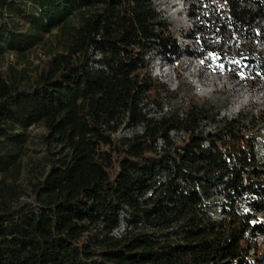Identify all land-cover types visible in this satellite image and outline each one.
<instances>
[{
  "label": "trees",
  "instance_id": "16d2710c",
  "mask_svg": "<svg viewBox=\"0 0 264 264\" xmlns=\"http://www.w3.org/2000/svg\"><path fill=\"white\" fill-rule=\"evenodd\" d=\"M29 1L39 13L34 25L61 24L66 50L31 88L0 78V134L8 123L40 121L51 159L35 204L0 200V264H264L257 241L264 237V115L241 114L204 134L203 119L215 121L209 101L193 98L183 112L158 119L144 113V99L161 104L146 53L159 48L171 59L178 51L152 0ZM64 3L80 12L79 26L67 21ZM227 5L232 30L250 36L264 13L241 10L237 0ZM10 6L0 0V12ZM32 34L15 35L11 47L23 48ZM125 124L144 125L143 135L115 138ZM173 129L184 132L182 144L171 140ZM8 162L0 155V172ZM215 198L220 221L208 212ZM243 201L255 214L236 234L227 218ZM182 217L176 242L150 232Z\"/></svg>",
  "mask_w": 264,
  "mask_h": 264
},
{
  "label": "rangeland",
  "instance_id": "374dc122",
  "mask_svg": "<svg viewBox=\"0 0 264 264\" xmlns=\"http://www.w3.org/2000/svg\"><path fill=\"white\" fill-rule=\"evenodd\" d=\"M193 1L200 9L202 8L200 11L202 16H207L208 20L222 22L225 17L224 2L220 0L211 3L208 0ZM8 2L12 6L6 7L0 12V78L16 82L21 88H31L35 86L40 74L48 68L49 61L66 50L65 41L60 32L61 24L48 21L45 26L34 25L31 17L33 14L37 16L39 14L34 3L29 0H8ZM157 3L166 10L167 16H170V13L175 10L173 9L174 5L178 9L182 7L180 0H157ZM62 6H64V10L66 9L64 14L67 16V21L73 26H79L82 18L80 12L70 10L65 3ZM206 19L205 23L208 22ZM216 27L217 31L210 27H207L208 31L200 30L196 37L197 42L214 44V41H219L221 28H218L217 25ZM174 28L179 38H181L180 30L185 29L186 32L189 30L188 24L182 20L176 21ZM30 33L34 34H32L33 38L23 48L11 47L10 41L15 35L26 37ZM214 47L211 50L204 49L203 53L205 52L208 59L218 67L225 66L227 59L223 52L230 51L233 45L226 49L223 48L225 47L223 43H219V45L214 44ZM245 58L241 57L244 67H247L245 72L249 75L251 63ZM258 88L253 92L255 97L252 96L251 99L263 102L264 87L259 86ZM225 103H227V97L223 94L218 96L216 104L224 106ZM44 133L45 127L40 121H25L6 124L5 130L0 134V155L3 156V161L6 160V157L9 160L6 170L0 172V200L3 202L13 207L20 206L24 202L35 204L37 187L46 178L51 167V159L44 145ZM10 155L13 158L9 157ZM221 203L222 200L215 198L209 205L208 212L214 221L224 218L220 208ZM254 214L249 204L243 201L236 210V216H229L227 221L232 226L234 233H241L250 227ZM186 222L187 219L182 217L170 227L164 225L160 229L150 230V232H154L152 234L155 239L160 241L170 239L176 242L183 237L182 227ZM257 241L259 244H264V237L259 236Z\"/></svg>",
  "mask_w": 264,
  "mask_h": 264
},
{
  "label": "built area",
  "instance_id": "2783aa9c",
  "mask_svg": "<svg viewBox=\"0 0 264 264\" xmlns=\"http://www.w3.org/2000/svg\"><path fill=\"white\" fill-rule=\"evenodd\" d=\"M180 1L182 9H178L174 5L173 9L175 10L170 13V16H167L166 10L160 7L157 0H152L154 10L161 20L169 25L171 33L173 32L172 36L178 45V51L171 59L159 48L146 53L145 61L150 76L160 86L158 91L161 104L158 106L154 102L144 99L140 105L143 107L144 113L148 117L158 119L170 115L175 109H180L183 112L188 108L193 98L199 101H209L215 107L213 114L215 121L203 119L199 130L204 134L215 133L220 123L233 121L241 114L251 112L257 119L260 118L261 115H264V101L259 102L251 99V97L253 92L259 89V86L264 87V68L259 63L264 59V33H261V29H264V15L255 17L251 27L252 33L245 37L231 28L227 0H220L225 5L223 9L225 17L221 23L215 22L213 19L208 20L207 16H202L200 14L202 8L200 9L193 0ZM208 1L211 3L216 0ZM237 2L241 10L264 13V0H237ZM205 19L208 20L207 23H205ZM180 20L188 24L189 29L188 32L185 29L180 30L181 38L178 37L179 35L174 28L176 21ZM209 23L214 24V27L210 26V29L217 31L216 25L221 28V38L217 42L214 41V44L223 43L225 46L223 48L226 49L233 45L230 51L223 52L225 59H227L225 66L218 67L208 59L205 52L203 53L204 49H214V44H203L196 40L200 30L208 31ZM218 24L223 25V27ZM241 57H246L245 59L251 63L249 75L245 72L247 67H244ZM251 60H254L257 65H253L254 62ZM233 61H238L239 64L233 63ZM241 67H243L245 77L243 79L236 75V71ZM222 94L227 97V103L224 106L216 104L218 96ZM143 132L144 125L128 126L125 124L113 136L118 139L132 138L136 134L143 135ZM258 134L259 154L264 161V121L258 127ZM169 136L177 144H182L186 140L184 132L176 129L170 131ZM164 145L165 140L159 138L157 151L160 152ZM204 146L205 148L210 147L208 140L204 141Z\"/></svg>",
  "mask_w": 264,
  "mask_h": 264
},
{
  "label": "snow or ice",
  "instance_id": "6c2138e0",
  "mask_svg": "<svg viewBox=\"0 0 264 264\" xmlns=\"http://www.w3.org/2000/svg\"><path fill=\"white\" fill-rule=\"evenodd\" d=\"M233 63L239 64L238 61H233ZM236 75L240 76L242 79L245 78L243 75V67L239 68V70L236 71Z\"/></svg>",
  "mask_w": 264,
  "mask_h": 264
}]
</instances>
